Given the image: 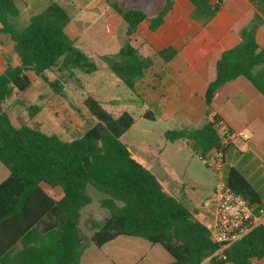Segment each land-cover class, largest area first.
<instances>
[{
    "label": "trees",
    "instance_id": "obj_1",
    "mask_svg": "<svg viewBox=\"0 0 264 264\" xmlns=\"http://www.w3.org/2000/svg\"><path fill=\"white\" fill-rule=\"evenodd\" d=\"M125 23V40L117 52L100 55L110 70L131 92L152 65L130 43L142 22L147 32L155 31L170 9L171 1L153 16L117 0H103ZM192 18L208 22L220 9L223 0H189ZM255 12L242 28L240 41L222 51L216 60L215 77L205 91L207 114L211 111L214 92L237 77L247 79L264 96V50L255 39L264 24V0H248ZM22 0H0V54L7 56L0 74V163L8 175L0 182V264H80L85 250L120 237H137L150 245H159L172 259L170 264H251L264 259V226L251 229L219 254L218 244L209 228L201 223L182 198L162 189L148 169L132 158L122 143V135L133 125L127 112L118 115L106 111L92 96L82 104L94 124L70 140L47 134L37 126H15L3 105L14 91L25 92L32 84L30 74L60 93L59 80L47 71H96V64L75 46L76 37L68 30L70 17L56 1H48L39 12L32 13L24 24L18 23ZM142 38L143 35L140 34ZM176 51L168 46L155 56L169 61ZM29 118L39 107L25 105ZM146 117L153 119L152 114ZM214 115L197 128L173 129L164 133L169 142L186 139L197 154L221 148L223 155L231 143L216 126ZM226 132H231L224 127ZM224 160V158H223ZM227 186L249 204H259L258 194L235 167L225 171ZM91 186L103 197L100 206L106 211L102 220H90L89 237L79 227L81 211L92 198L86 193ZM45 188L59 189L58 198ZM225 256V259L221 258Z\"/></svg>",
    "mask_w": 264,
    "mask_h": 264
},
{
    "label": "rangeland",
    "instance_id": "obj_2",
    "mask_svg": "<svg viewBox=\"0 0 264 264\" xmlns=\"http://www.w3.org/2000/svg\"><path fill=\"white\" fill-rule=\"evenodd\" d=\"M48 1H56L66 10L70 17L67 30L76 37L75 46L96 64L97 69L89 74L79 70H72L71 74L67 71L60 72L56 67L47 71L50 79L59 80L62 86L60 93H55L47 84L30 74L31 86L25 92L14 91L3 105L12 123L15 126L22 124L37 126L44 133L70 140L95 122L82 104V100L90 95L115 116L121 112L129 113L133 118V125L122 135V143L132 153L145 147L155 152L159 151L157 158L152 160L154 165L152 173L158 177H161L158 173H163L177 184L181 182L189 189L192 187L197 197L192 204L193 206L199 204V200H204L208 195L206 182L215 179L212 173L202 169L197 156L185 143L182 141L170 143L164 138V133L175 127L174 121H163L152 107H148L139 96L131 92L99 58L100 55L116 51L123 44L125 37L121 19L103 0H22L18 23L24 24L32 13L42 10ZM117 1L141 9L146 14H151L155 10L153 0ZM4 40L5 36L0 33V41ZM130 43L145 54L137 33L131 37ZM6 62L7 56L0 54V74ZM137 87L141 90L140 85ZM30 103L39 107V111L32 119L29 118L25 107ZM149 113L153 115V119L145 116ZM243 132L252 135L247 129ZM247 142V139L236 138L232 151L235 152L237 148L245 151L243 145ZM2 168L5 170V176H2L0 181L7 174V170L3 166ZM45 189L50 195L58 197V188ZM86 193L92 201L82 209L79 227L83 234L89 237L90 220H102L106 211L99 203L103 197L102 193L91 186L86 188ZM170 262L171 257L159 245H150L137 237L120 236L101 248L90 245L83 254L81 264H170ZM202 264H208V261L205 260ZM252 264H264V259L252 261Z\"/></svg>",
    "mask_w": 264,
    "mask_h": 264
},
{
    "label": "crops",
    "instance_id": "obj_3",
    "mask_svg": "<svg viewBox=\"0 0 264 264\" xmlns=\"http://www.w3.org/2000/svg\"><path fill=\"white\" fill-rule=\"evenodd\" d=\"M153 1L155 10L147 14L148 16L155 15L163 5V0ZM170 1V9L155 31L147 32L149 23L142 22L135 32L141 39V48L145 54L139 48H135L142 56L152 59V65L135 84V94L144 104L152 107L163 121H174L173 129L197 128L216 115L222 127H228L231 131L249 130L252 135H248V142L243 145L245 151L238 148L235 152L232 151L235 139L226 149L222 176L225 179L227 167L237 168L257 192L259 204L264 203V96L247 79L237 77L216 89L208 114L204 100L206 88L215 77L216 60L222 51L239 43L240 32L250 23L255 9L248 0H223L217 13L208 22L202 23L191 17L194 8L189 0ZM121 21L123 22L122 19ZM123 26L125 31L124 22ZM255 39L264 50V24L258 27ZM120 46L112 53L117 52ZM168 46L176 51L169 61H163L155 56L156 50ZM138 85L141 86V90H138ZM176 141L185 143L195 154L186 139ZM130 154L152 173L154 168L152 160L157 158L159 151L155 152L145 147ZM199 163L202 169L210 171L215 179L206 182L208 195L204 200H199L200 203L196 206L192 204L197 200L192 187L189 189L181 182L177 184L163 173H158L161 177L153 174L165 192L182 198L187 205L191 204L188 206L194 212V216L209 227L215 218L212 192L218 176L200 161ZM7 175L8 172L6 177ZM2 176H5V170L0 166V178Z\"/></svg>",
    "mask_w": 264,
    "mask_h": 264
},
{
    "label": "built area",
    "instance_id": "obj_4",
    "mask_svg": "<svg viewBox=\"0 0 264 264\" xmlns=\"http://www.w3.org/2000/svg\"><path fill=\"white\" fill-rule=\"evenodd\" d=\"M221 134L225 135L223 143H231L236 138L248 139L242 131L226 132L220 122L216 125ZM197 159L216 176L217 183L212 192L215 218L208 227L211 240L218 244V252L239 240L251 229L264 226V203L249 204L240 194L231 190L222 176L224 155L221 148H211L206 152L197 153ZM225 259L224 255H221ZM225 264H231L226 262Z\"/></svg>",
    "mask_w": 264,
    "mask_h": 264
}]
</instances>
